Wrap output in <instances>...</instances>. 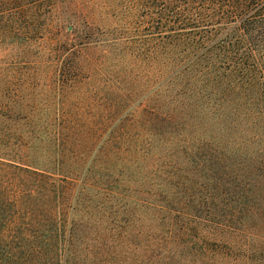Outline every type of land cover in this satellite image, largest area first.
<instances>
[{
    "label": "trees",
    "instance_id": "16d2710c",
    "mask_svg": "<svg viewBox=\"0 0 264 264\" xmlns=\"http://www.w3.org/2000/svg\"><path fill=\"white\" fill-rule=\"evenodd\" d=\"M2 42L0 264H264V0H0Z\"/></svg>",
    "mask_w": 264,
    "mask_h": 264
},
{
    "label": "rangeland",
    "instance_id": "374dc122",
    "mask_svg": "<svg viewBox=\"0 0 264 264\" xmlns=\"http://www.w3.org/2000/svg\"><path fill=\"white\" fill-rule=\"evenodd\" d=\"M11 45L7 44L6 42H2L0 44V53L4 55L5 57L2 59L4 63H14L12 68H18L16 65V62H12L15 59H11L8 57L11 54ZM80 57V54H78ZM50 61V58H48ZM50 62L44 64L42 69H40L37 73V76H33L34 79L33 82V89L36 90V92L40 91H51V107H55L57 109H83V108H91L94 107L95 101L90 102H84L83 100V94H84V85L82 81L80 80V77L76 79L74 84L70 87L69 86H60L58 82H56L53 72H51ZM58 83V84H57ZM63 87V88H62ZM64 89V90H63ZM63 94V95H62Z\"/></svg>",
    "mask_w": 264,
    "mask_h": 264
}]
</instances>
